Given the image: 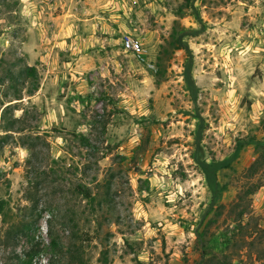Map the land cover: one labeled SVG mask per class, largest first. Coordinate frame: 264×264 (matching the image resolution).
Returning <instances> with one entry per match:
<instances>
[{"label":"rangeland","instance_id":"1","mask_svg":"<svg viewBox=\"0 0 264 264\" xmlns=\"http://www.w3.org/2000/svg\"><path fill=\"white\" fill-rule=\"evenodd\" d=\"M29 6L28 21L22 0H0V96L21 86L8 68L34 66L39 82L28 95L26 79L12 104L32 130L0 137V264H19L35 241L42 251L31 264H64L48 229L65 245L70 217L89 232L87 264H198L201 239L217 256L208 264H264V0ZM126 36L147 47L146 61L123 48ZM190 58L195 99L184 77ZM211 158L224 163L215 201L200 165ZM78 184L96 200L108 184L114 215L92 208ZM226 233L231 242L217 246Z\"/></svg>","mask_w":264,"mask_h":264},{"label":"trees","instance_id":"2","mask_svg":"<svg viewBox=\"0 0 264 264\" xmlns=\"http://www.w3.org/2000/svg\"><path fill=\"white\" fill-rule=\"evenodd\" d=\"M177 45L174 47L176 48H187L185 44L181 42V40H178ZM192 63H191V58L189 59V63L186 64V70H185V81L187 83V86L193 96V99L196 98L197 92H198V87L194 81V78L192 76ZM6 76L10 78V80L13 82V88H16L17 84L20 83V88L15 89V97L10 98L8 94H4L3 98L0 96V130L4 132V134H1V138H5L7 134L10 133H21L24 131H31L32 129L29 128V124L27 123L28 116L25 114H22L21 116H15L14 110L17 109L15 108L16 106H12L13 103H17L18 101H22L23 96H20L21 88L24 86V81L26 79H31L34 82H31V86L27 89L28 95H33L34 92L38 89L39 87V82L37 81V70L34 66L26 65L25 68L20 69L18 73H15L11 68L7 69ZM2 83L4 81V78H0ZM11 85V84H10ZM19 95V96H16ZM5 97V100H3ZM37 117V116H36ZM200 117V116H199ZM35 137L40 138V134H35ZM80 139L83 141L85 144H89V138L85 135H80ZM259 146L262 144L264 145V142L258 141L257 143ZM23 146L28 148L31 152V155H34L35 152V147L32 144H26L23 142ZM31 159V158H30ZM31 163V162H30ZM223 162H216L213 158H211L210 162H207L205 160L200 161V165L202 168V171L205 175V180L207 183V187L212 193L213 196V201L217 199V196L221 190L226 189L225 185H220L217 180V175L216 171L223 166ZM258 164V163H257ZM256 162L253 163L249 167V176H252L256 172ZM78 193L82 194L84 198L87 199L89 205L93 208L95 205H97L98 209L101 210V208L107 209L109 213H113L111 215H114L115 213V205L112 202V199L110 198V190L108 187V184H105L103 186V192L101 194V197L99 200L97 196L99 194L92 193L91 189L83 184H78ZM258 185H254L252 188H248L244 191H241L237 194L238 196V202L242 201L244 197L249 196L252 194L256 187ZM96 201V202H95ZM104 204H101V203ZM6 204V201L3 199H0V212L4 210V206ZM247 205V204H246ZM244 214H246V210L241 209L238 211L236 214V217L234 218L236 221L235 226H239V228L243 227L241 220L244 217ZM119 216H117L116 221L118 222ZM235 228V227H234ZM233 228V231H234ZM48 233L50 235V244L51 248L53 250V258L56 256L58 258H63L65 257V263L64 264H87V261L85 260L83 254H82V249H83V235L86 237L88 236L89 232L87 230H84L80 227L79 221L74 218L70 217L69 218V233H70V238L68 242L65 245H61L59 242L58 238L53 234L52 232V227L49 223V229ZM233 234V233H232ZM234 235V234H233ZM232 235V236H233ZM228 233L223 234L220 239L215 243L217 246L222 244L228 245L231 242V237ZM201 250H200V259L198 260V264H208V261L211 259H215L217 256L213 252L212 249V244L208 243L201 239ZM42 251V246L39 241H35L31 244V247L29 250L25 251V257L19 259V264H31L33 259ZM55 257V258H56ZM53 262V260H52ZM17 264V263H16ZM54 264V262L52 263Z\"/></svg>","mask_w":264,"mask_h":264},{"label":"built area","instance_id":"3","mask_svg":"<svg viewBox=\"0 0 264 264\" xmlns=\"http://www.w3.org/2000/svg\"><path fill=\"white\" fill-rule=\"evenodd\" d=\"M122 46L125 50L134 53L140 60L146 61L148 49L143 45L140 39L126 36L122 39ZM151 67L155 68V64L147 62Z\"/></svg>","mask_w":264,"mask_h":264},{"label":"crops","instance_id":"4","mask_svg":"<svg viewBox=\"0 0 264 264\" xmlns=\"http://www.w3.org/2000/svg\"><path fill=\"white\" fill-rule=\"evenodd\" d=\"M23 1V7H22V9H21V14H26L27 13V19H28V21H29V19H30V16H31V14H30V16H28L29 15V13H31V8L32 7H30L29 5H30V0H22ZM29 17V18H28ZM36 16H34L33 14H32V17H31V22L32 23H37V20H36ZM28 25V24H27ZM29 27H30V25H29Z\"/></svg>","mask_w":264,"mask_h":264}]
</instances>
